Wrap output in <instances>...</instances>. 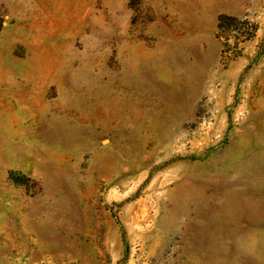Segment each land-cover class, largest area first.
<instances>
[{"label":"rangeland","instance_id":"1","mask_svg":"<svg viewBox=\"0 0 264 264\" xmlns=\"http://www.w3.org/2000/svg\"><path fill=\"white\" fill-rule=\"evenodd\" d=\"M0 264H264V0H0Z\"/></svg>","mask_w":264,"mask_h":264},{"label":"trees","instance_id":"2","mask_svg":"<svg viewBox=\"0 0 264 264\" xmlns=\"http://www.w3.org/2000/svg\"><path fill=\"white\" fill-rule=\"evenodd\" d=\"M227 19V18H226Z\"/></svg>","mask_w":264,"mask_h":264}]
</instances>
